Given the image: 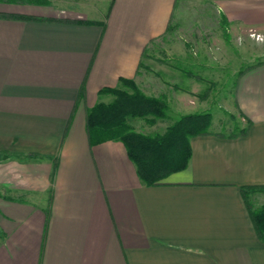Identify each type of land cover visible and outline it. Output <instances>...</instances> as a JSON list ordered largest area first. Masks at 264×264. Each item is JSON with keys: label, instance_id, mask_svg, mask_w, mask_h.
<instances>
[{"label": "crops", "instance_id": "0c3cea01", "mask_svg": "<svg viewBox=\"0 0 264 264\" xmlns=\"http://www.w3.org/2000/svg\"><path fill=\"white\" fill-rule=\"evenodd\" d=\"M188 1L0 0V264H264L242 195L264 187V63L239 74L247 133L192 138L188 168L158 185L122 142L89 140L103 89L157 97L146 55ZM214 1L233 28H264V0Z\"/></svg>", "mask_w": 264, "mask_h": 264}, {"label": "rangeland", "instance_id": "374dc122", "mask_svg": "<svg viewBox=\"0 0 264 264\" xmlns=\"http://www.w3.org/2000/svg\"><path fill=\"white\" fill-rule=\"evenodd\" d=\"M108 2L82 0L90 10L103 9ZM216 4L214 0H189L178 25L150 47L146 63L152 71L161 70L162 79L150 74L143 88L146 93L164 99L168 110L166 118L154 125L142 119L132 120L136 131L151 136L164 134L184 115L207 113L212 115L210 132L232 135L247 125L235 104L236 91L239 74L264 63V28H233ZM65 5L79 8L72 0ZM169 65L178 70L176 79L165 76ZM251 200L255 207L263 205L264 192L253 193Z\"/></svg>", "mask_w": 264, "mask_h": 264}, {"label": "trees", "instance_id": "16d2710c", "mask_svg": "<svg viewBox=\"0 0 264 264\" xmlns=\"http://www.w3.org/2000/svg\"><path fill=\"white\" fill-rule=\"evenodd\" d=\"M120 83V88L100 91V94L114 97L111 103H98L88 112L90 143L122 142L137 167L140 179L147 186L158 185L171 174L186 170L192 157L191 139L211 133L212 115H184L164 134L151 136L139 133L129 120L142 119L154 125L157 120L166 118L168 104L162 98L146 95L133 80L122 79ZM247 131L248 128H244L236 136L245 135ZM258 191L264 192V187H243L242 195L256 233L264 239V205L255 207L251 200L252 194Z\"/></svg>", "mask_w": 264, "mask_h": 264}]
</instances>
